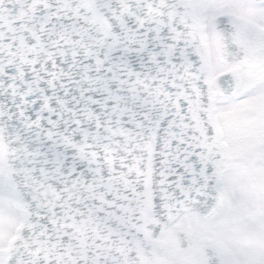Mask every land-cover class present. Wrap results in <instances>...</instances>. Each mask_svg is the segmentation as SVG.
<instances>
[{
	"label": "snow or ice",
	"instance_id": "6c2138e0",
	"mask_svg": "<svg viewBox=\"0 0 264 264\" xmlns=\"http://www.w3.org/2000/svg\"><path fill=\"white\" fill-rule=\"evenodd\" d=\"M0 264H264V0H0Z\"/></svg>",
	"mask_w": 264,
	"mask_h": 264
}]
</instances>
